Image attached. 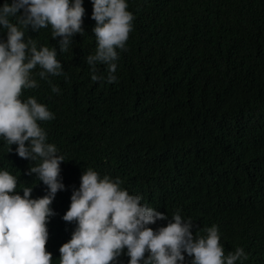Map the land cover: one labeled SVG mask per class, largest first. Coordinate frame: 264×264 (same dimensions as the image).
I'll return each instance as SVG.
<instances>
[{"label":"trees","instance_id":"trees-1","mask_svg":"<svg viewBox=\"0 0 264 264\" xmlns=\"http://www.w3.org/2000/svg\"><path fill=\"white\" fill-rule=\"evenodd\" d=\"M127 3L133 30L127 51L117 50L111 84L105 65L96 73L104 80L93 82L85 59L96 49L92 0H83L84 34L72 37L67 52L50 27L25 31V42L57 50L63 71L42 80L37 67L39 87L21 97L34 96L54 114L38 123L65 158V189L50 205L55 215L47 223L52 264H59V249L77 227L63 216L88 168L119 178L129 194L164 213L167 220L148 226L154 231L179 211L193 222L194 235L218 226L225 255L243 247L248 259L237 264H264V0ZM6 39L0 26V41ZM17 147L0 138V171L17 178L13 194L31 187V198H42L48 189L26 174L34 162L20 158ZM126 252L116 264H129Z\"/></svg>","mask_w":264,"mask_h":264},{"label":"clouds","instance_id":"clouds-1","mask_svg":"<svg viewBox=\"0 0 264 264\" xmlns=\"http://www.w3.org/2000/svg\"><path fill=\"white\" fill-rule=\"evenodd\" d=\"M92 3L96 49L85 59L93 82L104 80L96 73L97 65H105L111 84L117 81V50L127 51L134 15L127 0ZM21 10L23 14L18 15ZM84 13L83 0H12L10 4L5 0L0 6V26L7 33L6 41H0V138L9 146L17 145L20 158L34 162L26 174H36L48 189L38 199L31 198V187L23 188V196L13 194L17 178L7 170L0 171V264H52V253L46 250L48 219L55 215L50 205L57 192L65 189L60 180L65 158L54 144L46 142L47 134L38 123L53 120L54 114L34 96L21 99L24 90L39 87L34 69L39 67L36 75L48 80L49 75L63 74L62 64L55 48H38L31 38L25 42V31L50 27L52 38H61L64 53L75 34H84ZM51 90L59 93L56 85ZM122 183L108 175L101 178L92 168L84 171L63 216L77 227L59 249V264H116L125 248L129 264H184V253L192 258L191 264H237L248 259L243 247L225 255L216 225L204 228L206 235H194L193 222H185L179 211L166 227L154 231L148 226L168 217L142 204V197L129 194Z\"/></svg>","mask_w":264,"mask_h":264}]
</instances>
